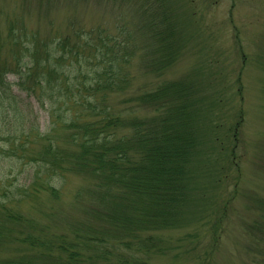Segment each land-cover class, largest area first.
<instances>
[{"label": "trees", "instance_id": "obj_1", "mask_svg": "<svg viewBox=\"0 0 264 264\" xmlns=\"http://www.w3.org/2000/svg\"><path fill=\"white\" fill-rule=\"evenodd\" d=\"M162 15L148 14L142 32L148 44L139 61L152 73L177 57ZM18 25L24 23L11 20V37L3 38L13 44L10 57L2 59L0 50V108L14 104L17 113L15 85L46 106L50 121L40 131L21 115L16 130L0 132L4 155L37 166L27 186L7 180L0 187V264H148L149 256L163 253L158 232L189 220L183 209L193 200L189 167L199 139L195 119L202 114L194 85L163 82L132 96L128 102L136 97L154 112L139 117L109 100L133 83L124 70L136 49L132 32L126 40L103 27L41 37L38 31L27 36ZM7 72L16 81H8ZM67 174L88 181L74 191L73 215L58 217L65 229L55 232L46 222L57 221L53 203L39 212L42 218L34 211L43 198L60 203ZM251 228L264 264V218Z\"/></svg>", "mask_w": 264, "mask_h": 264}, {"label": "rangeland", "instance_id": "obj_2", "mask_svg": "<svg viewBox=\"0 0 264 264\" xmlns=\"http://www.w3.org/2000/svg\"><path fill=\"white\" fill-rule=\"evenodd\" d=\"M152 11L154 16H168L169 41L177 51L174 62L157 73L148 72L139 61L147 50L142 32ZM11 20L24 23L18 27L27 36L38 31L41 37L50 33L71 37L79 28L93 33L103 27L126 40L132 32L136 49L124 70L133 83L109 100L132 107L139 117L150 118L154 112L139 106L136 97L133 102L127 99L163 82L193 84L202 114L195 119L199 139L189 167L193 200L183 209L189 220L158 232L163 253L149 256L148 264H263L251 227L264 218V0H49L43 6L39 0H0L2 59L14 50L10 38L3 39L6 34L11 37ZM123 23L130 28L121 26V32L118 25ZM75 40L84 45V40ZM6 79L17 77L7 72ZM12 87L18 111L13 113L14 104L10 110L0 108V132L16 130L21 120H14L21 115L28 117L26 125L45 129L50 121L46 106ZM4 145L0 142V187L7 180L27 186L37 166L13 162L1 150ZM87 181L83 175H65L64 198L60 203L43 198L36 216L42 218L39 212L53 203L57 221L46 222L55 232L65 229L61 218L73 215L74 191Z\"/></svg>", "mask_w": 264, "mask_h": 264}]
</instances>
